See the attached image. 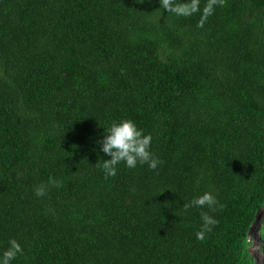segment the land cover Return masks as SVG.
I'll return each mask as SVG.
<instances>
[{
  "label": "trees",
  "instance_id": "1",
  "mask_svg": "<svg viewBox=\"0 0 264 264\" xmlns=\"http://www.w3.org/2000/svg\"><path fill=\"white\" fill-rule=\"evenodd\" d=\"M206 3L182 17L160 0H0V258L16 239L11 264H254L264 0L197 27ZM123 119L163 163L105 179L98 141ZM205 192L224 207L185 212ZM202 211L219 221L203 242Z\"/></svg>",
  "mask_w": 264,
  "mask_h": 264
},
{
  "label": "clouds",
  "instance_id": "2",
  "mask_svg": "<svg viewBox=\"0 0 264 264\" xmlns=\"http://www.w3.org/2000/svg\"><path fill=\"white\" fill-rule=\"evenodd\" d=\"M225 3L226 0H207L197 27H203L207 18L214 13L215 7L224 6ZM160 7L166 12L182 17H190L201 11L200 0H160ZM151 142V134H144L143 130L138 128L133 120L113 121L107 129V134L104 135L101 141H98L102 145L103 153L109 156L110 159H104L102 163L98 162L96 165L103 170L105 179L116 176L117 165L120 163H124L128 168H135L138 164H147L149 169L156 170L163 161L151 152ZM49 184L58 188L63 186L62 181H57L51 177L49 178ZM47 188L48 185L37 186L34 189L35 194L38 197H43L47 194ZM192 207H207L210 211L215 212L217 208L222 209L224 206L219 204L217 197L211 192H205L183 204L185 212ZM201 219L203 223L196 233V237L203 242L206 234L212 232L213 227L219 221L206 211L201 212ZM8 243L9 247L3 252L0 264H11V261L18 254H23V248L16 239H11Z\"/></svg>",
  "mask_w": 264,
  "mask_h": 264
},
{
  "label": "rangeland",
  "instance_id": "3",
  "mask_svg": "<svg viewBox=\"0 0 264 264\" xmlns=\"http://www.w3.org/2000/svg\"><path fill=\"white\" fill-rule=\"evenodd\" d=\"M264 225V209L259 214L256 222L252 225V230L250 231V245L249 251L251 255L255 258L254 264H264V252L263 244L264 241L261 238V232L259 226Z\"/></svg>",
  "mask_w": 264,
  "mask_h": 264
}]
</instances>
